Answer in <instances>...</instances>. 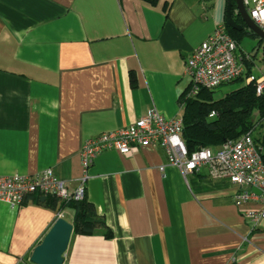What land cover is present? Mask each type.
I'll list each match as a JSON object with an SVG mask.
<instances>
[{"label": "crops", "instance_id": "obj_1", "mask_svg": "<svg viewBox=\"0 0 264 264\" xmlns=\"http://www.w3.org/2000/svg\"><path fill=\"white\" fill-rule=\"evenodd\" d=\"M226 4L0 0V175L51 168L73 189L83 141L152 108L182 117L185 60L225 23ZM238 188L206 169L184 178L158 146L102 151L85 196L111 236L72 233L63 264H264V219L242 217L261 203L237 205ZM35 194L18 206L0 199V264H33L55 219L72 223V210Z\"/></svg>", "mask_w": 264, "mask_h": 264}, {"label": "built area", "instance_id": "obj_2", "mask_svg": "<svg viewBox=\"0 0 264 264\" xmlns=\"http://www.w3.org/2000/svg\"><path fill=\"white\" fill-rule=\"evenodd\" d=\"M242 1L250 18L264 31V0ZM252 59V55L240 50L239 44L228 34L225 23L217 24L185 60L184 71L189 78L186 96H195L201 88L215 89L238 78H244L246 83L253 82L256 93L260 94L264 91V75L247 74L246 64L252 63ZM213 115L214 112L209 114ZM182 129V117L168 118L152 108L127 126L83 141L79 152L82 175L75 188H70L65 180L47 168L32 175H0V199L18 206L26 196L40 193L64 202L80 201L85 197L88 169L97 154L113 149L127 156L141 148L158 146L164 150L168 165L176 167L184 178L189 173L206 169L208 177L225 179L239 187L237 205L258 197L259 209L242 211L244 221L255 227L264 219V159L253 132L226 140L217 147H203L189 153ZM159 168L163 170L164 166Z\"/></svg>", "mask_w": 264, "mask_h": 264}, {"label": "trees", "instance_id": "obj_3", "mask_svg": "<svg viewBox=\"0 0 264 264\" xmlns=\"http://www.w3.org/2000/svg\"><path fill=\"white\" fill-rule=\"evenodd\" d=\"M143 1L155 4L158 0ZM233 16L237 23H242L237 15ZM225 26L228 34L239 44L246 30L238 31L227 24ZM246 68L247 74L251 73V63L246 64ZM241 79L244 78L236 80ZM179 102L182 106V138L189 153L203 147H217L226 140L236 139L252 131L253 139L260 147V154L264 159V132L260 136L254 134L257 128L264 126V91L257 94L253 82H244L217 99L214 98V89L201 88L195 96H186L185 90ZM211 112L214 115L210 117ZM35 195L39 197V201H45L52 208L73 211V234L90 235L100 232L105 237L111 236V230L103 218L97 215L94 205L86 196L80 201L57 203L54 197L40 193Z\"/></svg>", "mask_w": 264, "mask_h": 264}, {"label": "water", "instance_id": "obj_4", "mask_svg": "<svg viewBox=\"0 0 264 264\" xmlns=\"http://www.w3.org/2000/svg\"><path fill=\"white\" fill-rule=\"evenodd\" d=\"M237 15L242 23H237L233 15ZM225 24L231 29L241 31L247 28L260 42H264L262 31L250 18L242 0H227ZM73 224L64 217L58 216L41 241L32 249L29 260L33 264H63Z\"/></svg>", "mask_w": 264, "mask_h": 264}, {"label": "rangeland", "instance_id": "obj_5", "mask_svg": "<svg viewBox=\"0 0 264 264\" xmlns=\"http://www.w3.org/2000/svg\"><path fill=\"white\" fill-rule=\"evenodd\" d=\"M246 32L242 35L239 41V48L245 53L252 55L251 72L255 77L264 75V42L258 40V38L249 33V30L245 28ZM244 79L234 80L225 84H222L214 89V98L223 97L226 93L230 92L243 85ZM264 132V126L257 128L254 131L255 136H260Z\"/></svg>", "mask_w": 264, "mask_h": 264}]
</instances>
